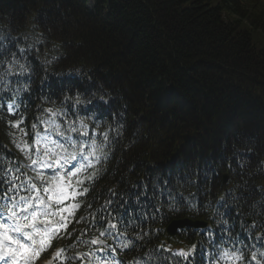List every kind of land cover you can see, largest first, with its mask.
Returning a JSON list of instances; mask_svg holds the SVG:
<instances>
[{
    "label": "trees",
    "instance_id": "1",
    "mask_svg": "<svg viewBox=\"0 0 264 264\" xmlns=\"http://www.w3.org/2000/svg\"><path fill=\"white\" fill-rule=\"evenodd\" d=\"M93 1L0 0V198L57 133L55 157L91 162L74 178L75 232L111 205L131 221L135 202L130 250L155 243L179 215L159 200L171 157L177 179L191 172L176 188L220 192L227 163L235 204L264 211V0Z\"/></svg>",
    "mask_w": 264,
    "mask_h": 264
},
{
    "label": "rangeland",
    "instance_id": "2",
    "mask_svg": "<svg viewBox=\"0 0 264 264\" xmlns=\"http://www.w3.org/2000/svg\"><path fill=\"white\" fill-rule=\"evenodd\" d=\"M92 6H93V3L90 0H87L86 7L88 9H90V8L92 9ZM46 204H47V202L44 205H41V208H40L41 211H43L44 209L47 208ZM41 216H42V213H39V215H37V217H41ZM1 222H5L6 225H10V227H12L13 230H14V223H11V221H10L11 224H9L8 220H1ZM45 224L46 225H44V227H45L46 230H44V231L47 232V233L51 232V234H53V232L55 231L54 230L55 228L53 227V222H46ZM30 228H32V227H22L21 226V227H19L20 233H30V232H32V230H30ZM37 228H38L37 226L34 227V229H37ZM12 233H14V231Z\"/></svg>",
    "mask_w": 264,
    "mask_h": 264
},
{
    "label": "snow or ice",
    "instance_id": "3",
    "mask_svg": "<svg viewBox=\"0 0 264 264\" xmlns=\"http://www.w3.org/2000/svg\"><path fill=\"white\" fill-rule=\"evenodd\" d=\"M15 127H19V123H17L16 125H14ZM72 159H75V156H72ZM33 163H36V161H33ZM56 164H59L60 163V161H56L55 162ZM64 163L65 164H67V163H69V160L68 159H65L64 160ZM79 170V169H78ZM69 174L70 175H75V173L74 172H69ZM45 191L47 192L48 191V189L46 188L45 189ZM85 191H86V189H85ZM13 215H15V213H13ZM35 217H36V214L35 213H33V218H34V220H35ZM16 232H18V233H20V229L19 228H16ZM20 235H21V237H22V239H15L14 240V242L15 243H17L18 245H20V247L25 251V252H27L28 250H29V245H25L24 244V240H31L32 239V237H31V235H25L24 233H20ZM9 239H13V238H11V237H9ZM94 243H95V241H94ZM184 253H181V255H183ZM4 257H0V259H3Z\"/></svg>",
    "mask_w": 264,
    "mask_h": 264
}]
</instances>
